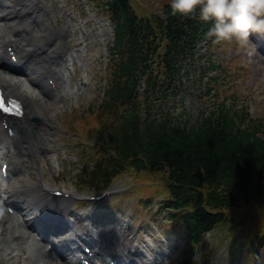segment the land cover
<instances>
[{
  "label": "trees",
  "instance_id": "trees-1",
  "mask_svg": "<svg viewBox=\"0 0 264 264\" xmlns=\"http://www.w3.org/2000/svg\"><path fill=\"white\" fill-rule=\"evenodd\" d=\"M124 3L126 0H118L117 5ZM190 27L192 34L196 35L198 24L193 21ZM176 49L184 52L186 44L176 45ZM167 57L168 63H165L172 68L173 87L179 56L173 60L171 55ZM210 121L209 127L195 133L180 136L179 133L167 134L158 129L162 133L146 139L149 141L145 145L141 144L145 139L126 140L123 145L130 155L138 156L145 148L155 163L164 160L173 170L172 179L175 182L179 181L189 188L208 185L213 189L207 196L208 203L213 207L219 202L237 205L242 192L264 198V131L260 134L259 130H242L238 123L216 115ZM255 127L259 128V125ZM126 135L139 137L134 132H126ZM205 215L206 221L212 218L207 213Z\"/></svg>",
  "mask_w": 264,
  "mask_h": 264
},
{
  "label": "clouds",
  "instance_id": "clouds-1",
  "mask_svg": "<svg viewBox=\"0 0 264 264\" xmlns=\"http://www.w3.org/2000/svg\"><path fill=\"white\" fill-rule=\"evenodd\" d=\"M173 13L211 21L206 35L216 41L236 39L247 45L253 33L264 34V0H171Z\"/></svg>",
  "mask_w": 264,
  "mask_h": 264
},
{
  "label": "rangeland",
  "instance_id": "rangeland-1",
  "mask_svg": "<svg viewBox=\"0 0 264 264\" xmlns=\"http://www.w3.org/2000/svg\"><path fill=\"white\" fill-rule=\"evenodd\" d=\"M238 50H240V49H238ZM217 53H219L222 56L224 54V51L217 52ZM231 56H233V55L230 54V52L228 51L226 58H230ZM242 64L245 66V61H243ZM239 66L242 67V69H243V66H241V65H239ZM257 66H263V65L261 63H258ZM199 74H200L199 70H196L194 72L193 76L196 78V80L199 79ZM262 75H264V70L262 72ZM186 85H187L186 87H187L188 92H186L184 94L185 107L192 114V120H193L192 123H193L198 118V111L200 109V97L198 96V93L201 91V89H199L198 86L195 85L194 80L188 81ZM249 85L250 86L247 87V91H254V90L258 89L257 85H254L252 83V81H249ZM97 93L98 92H96V94ZM260 108H261V106H260ZM260 108L257 107L255 109V117H257V119H262L264 121V109L263 108L260 109ZM73 166H75V164L64 165L62 169H64L66 171L68 168H71ZM124 180H130V179H125V176L120 177L117 181H114L115 184H113V185H118L120 183L123 184ZM51 182H53V181H51ZM251 207H253L256 212L264 213V208L260 209V208H258V205L255 206L254 204H252ZM251 207L249 208V211H253V208H251ZM253 214L254 213H252V215ZM239 229H240V227H239ZM239 229H238V234L240 235L242 233V230H239ZM224 232H225L224 230L221 231V233H224ZM220 240L224 242L223 248L229 245V241L226 240L224 238V236L213 235L210 237V243L213 246H217L219 244Z\"/></svg>",
  "mask_w": 264,
  "mask_h": 264
},
{
  "label": "bare ground",
  "instance_id": "bare-ground-1",
  "mask_svg": "<svg viewBox=\"0 0 264 264\" xmlns=\"http://www.w3.org/2000/svg\"><path fill=\"white\" fill-rule=\"evenodd\" d=\"M0 81H1V77H0ZM43 87L47 88L46 85H43ZM46 92L49 93L48 88H47ZM27 95H28L29 98H31V99L33 100V102L35 103V105H36L37 107H39V108H43L42 105L40 104L39 100H38V95H37L35 92L27 93ZM44 108H45V107H44ZM25 133H26L28 136L32 137V135H29V134L26 132V130H25ZM28 187H31V186H29V184H28ZM31 189H32V188H31ZM46 201H47V200H46ZM28 240H29V239H28ZM5 246H6L5 249H4L5 254H4L3 259H0V264H11V263L8 261L7 258H8V255H9V254H11V253H13V252L15 251V249L10 250L11 247H12L11 245H5ZM16 246H19V245H16ZM0 247H1V246H0ZM39 253H40V252H32V253L30 254L29 259H28L27 261H24L23 264H24V263H27V264H31V263H32V264H35V263H36V264H56V261L49 262V261H47V260L41 258ZM1 254H3V253H1ZM57 264H61V263H57ZM63 264H66V263H63Z\"/></svg>",
  "mask_w": 264,
  "mask_h": 264
}]
</instances>
